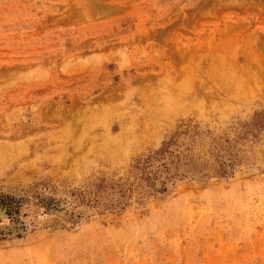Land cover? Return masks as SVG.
<instances>
[{"label":"rangeland","instance_id":"374dc122","mask_svg":"<svg viewBox=\"0 0 264 264\" xmlns=\"http://www.w3.org/2000/svg\"><path fill=\"white\" fill-rule=\"evenodd\" d=\"M261 117L264 0H0V264H264Z\"/></svg>","mask_w":264,"mask_h":264},{"label":"trees","instance_id":"16d2710c","mask_svg":"<svg viewBox=\"0 0 264 264\" xmlns=\"http://www.w3.org/2000/svg\"><path fill=\"white\" fill-rule=\"evenodd\" d=\"M253 128L252 131L264 130V118L261 117L254 123ZM178 135L184 134L179 133ZM178 135L165 142L159 149L133 162L131 174L137 177L146 191L164 194L169 185H173L175 181L208 170L207 165L202 163L198 165L190 157V147H184L178 143ZM215 156H217V167L213 173L221 178L227 176L233 164L232 159L228 155V158L224 160L222 153H216ZM0 209H3L7 215L13 213V206L5 200H0Z\"/></svg>","mask_w":264,"mask_h":264},{"label":"bare ground","instance_id":"6f19581e","mask_svg":"<svg viewBox=\"0 0 264 264\" xmlns=\"http://www.w3.org/2000/svg\"><path fill=\"white\" fill-rule=\"evenodd\" d=\"M240 82H242V79L239 80ZM237 82V81H236ZM236 89V88H235Z\"/></svg>","mask_w":264,"mask_h":264}]
</instances>
